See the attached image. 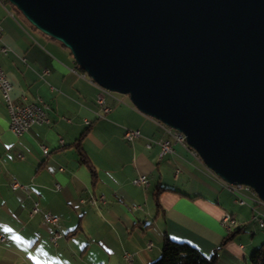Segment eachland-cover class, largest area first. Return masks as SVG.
<instances>
[{
  "label": "crops",
  "instance_id": "crops-1",
  "mask_svg": "<svg viewBox=\"0 0 264 264\" xmlns=\"http://www.w3.org/2000/svg\"><path fill=\"white\" fill-rule=\"evenodd\" d=\"M0 26V65L12 98H41L49 118L15 135L0 91V264H149L167 235L207 255L217 250L220 264H252L264 242V227L253 219L264 215V201L253 189L243 188L244 202H237L187 146L174 142L164 155L159 145L148 148V139L171 136L126 97L103 93L111 110L101 116L102 92L71 51L8 0H0ZM126 128L144 137L127 141ZM83 134L94 172L73 145ZM140 175L147 187L132 182ZM15 181L25 188L13 189ZM36 201L40 210L32 215ZM46 212L59 222H46ZM225 212L237 221L230 233L221 222Z\"/></svg>",
  "mask_w": 264,
  "mask_h": 264
},
{
  "label": "water",
  "instance_id": "water-1",
  "mask_svg": "<svg viewBox=\"0 0 264 264\" xmlns=\"http://www.w3.org/2000/svg\"><path fill=\"white\" fill-rule=\"evenodd\" d=\"M101 87L264 201V0H8Z\"/></svg>",
  "mask_w": 264,
  "mask_h": 264
},
{
  "label": "built area",
  "instance_id": "built-area-1",
  "mask_svg": "<svg viewBox=\"0 0 264 264\" xmlns=\"http://www.w3.org/2000/svg\"><path fill=\"white\" fill-rule=\"evenodd\" d=\"M2 34V27L0 26V35ZM47 72V71H46ZM102 93L98 95L97 102L101 106L102 109V114L101 116H105L108 112H110L111 107L108 106L105 103L104 95L103 93H111V91L101 87L99 84H97L94 80H91ZM0 91L3 95L4 101L8 107L9 113H10V123L9 127L11 131L17 135L21 136L24 133L28 132L33 128L35 125H41L44 123L49 122V118L47 116L46 108L48 107L46 103H44L41 98L38 101H33V102H23V101H15L12 98L11 91H12V84L10 80L8 79L7 73L5 70L1 67L0 65ZM155 123L164 131L168 132L171 136V140L165 139V140H155V139H148L147 142V147L151 148L154 145H159L161 148V155H164L166 153H171L174 151L173 149V143H180L188 147L190 153L194 156L196 160L201 162L204 166L205 163L203 159H200L198 157V152L190 148L189 145L187 144V141L183 138V136H178L177 132H174V128L166 125L162 121L153 118ZM144 135L141 133L140 130L138 129H131V128H126L125 133H124V138L127 141H134L135 139L142 138ZM41 148L44 152L45 155L48 154L49 148L45 144H41ZM207 167V166H206ZM208 168V167H207ZM208 170L211 172V174L217 178L224 187H226L229 191H231L235 197L237 202H244V199L242 197V192L241 190L243 188L246 189H251L248 186L245 185H234L230 184L223 179H221L215 172H213L211 169L208 168ZM132 182L141 187H147L149 184L148 178L146 175H140L132 180ZM13 189L17 188H25V185L19 183L18 181H15L12 184ZM100 201L104 202V198H100ZM98 200L96 199H91L92 204H96ZM40 210L39 208V202H34L31 214L34 215L38 213ZM253 219L255 222L259 224V226L264 227V215L263 214H256L253 216ZM44 220L49 223H58L59 222V216L56 214H53L52 212H46L44 214ZM221 222L222 224L226 227L228 233L231 232L232 227L235 226L237 223L236 219L233 217V215L230 212H225L221 216ZM62 235L57 232L53 235L52 239L53 241L57 242V240L61 237ZM3 239V238H2ZM151 245V244H150ZM149 245V246H150ZM131 255L129 253H125V259L127 261L131 260Z\"/></svg>",
  "mask_w": 264,
  "mask_h": 264
},
{
  "label": "trees",
  "instance_id": "trees-1",
  "mask_svg": "<svg viewBox=\"0 0 264 264\" xmlns=\"http://www.w3.org/2000/svg\"><path fill=\"white\" fill-rule=\"evenodd\" d=\"M80 70L86 73L81 67ZM84 136L85 134H83L73 145L76 146V149L79 151L81 160L94 172L91 161L81 146ZM250 261L252 264H264V242L252 252ZM149 264H220V255L217 250L212 254L207 255L195 245L186 241L173 239L167 235L164 239L160 256Z\"/></svg>",
  "mask_w": 264,
  "mask_h": 264
},
{
  "label": "bare ground",
  "instance_id": "bare-ground-1",
  "mask_svg": "<svg viewBox=\"0 0 264 264\" xmlns=\"http://www.w3.org/2000/svg\"><path fill=\"white\" fill-rule=\"evenodd\" d=\"M174 132H177L178 133V136H183V138L186 140V136L184 135V133H182V132H180V131H178V130H176V129H174ZM188 144V143H187ZM192 148V147H191ZM198 157L201 159V156L199 155V153H198Z\"/></svg>",
  "mask_w": 264,
  "mask_h": 264
},
{
  "label": "rangeland",
  "instance_id": "rangeland-1",
  "mask_svg": "<svg viewBox=\"0 0 264 264\" xmlns=\"http://www.w3.org/2000/svg\"><path fill=\"white\" fill-rule=\"evenodd\" d=\"M114 93H116V92H114ZM116 94H118L119 96L126 97V98L130 99L129 95H127V94H121V93H116ZM257 228H258V230H261L258 226H257ZM131 260H132V258H131Z\"/></svg>",
  "mask_w": 264,
  "mask_h": 264
}]
</instances>
